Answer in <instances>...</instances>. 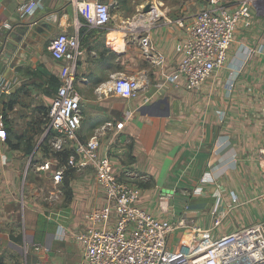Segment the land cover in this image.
<instances>
[{
  "label": "crops",
  "instance_id": "crops-1",
  "mask_svg": "<svg viewBox=\"0 0 264 264\" xmlns=\"http://www.w3.org/2000/svg\"><path fill=\"white\" fill-rule=\"evenodd\" d=\"M23 1L0 0V22L13 25L0 35V54L19 28L37 31L10 59L19 57L17 80L8 82L11 87H0L1 122L10 131L0 137V264H79L84 247L75 234L89 225L84 214L108 201L89 168H72L69 198L61 191L64 182L52 181L49 191L34 200V168L46 173L40 165L54 158H44L40 150L25 154L6 142L26 134H32L34 142L41 138L43 109L51 107L59 84L62 61L54 59L48 47L58 32L78 31L81 39L76 89L82 95V116L77 138L99 136L100 152L111 149L120 177L140 187L141 207L170 220L192 218L204 228L219 217L221 223L213 230L218 236L264 221V168L257 159L264 148V0L238 25L225 65L194 90L186 88L185 76L172 74L182 56L176 46L183 39L174 20L195 14L213 0H144L140 16L128 28L149 31L166 56L163 69L146 61L141 47L127 35L118 37L126 29L121 24L110 21L99 28L74 5L60 0H42L30 16L19 9ZM103 1L118 7L121 2ZM119 76L139 80L135 96L105 91ZM32 77L39 84H28ZM13 92L16 103L6 109ZM23 95L27 101L20 103ZM108 122L114 127L103 129ZM117 125L122 127L116 129ZM38 127L40 132H35ZM35 155L44 161L34 166ZM161 192L173 193L168 213L158 208ZM180 234L172 233L169 241L175 243ZM25 243L44 249H29L25 255ZM74 244L80 250L78 258L70 257Z\"/></svg>",
  "mask_w": 264,
  "mask_h": 264
},
{
  "label": "built area",
  "instance_id": "built-area-1",
  "mask_svg": "<svg viewBox=\"0 0 264 264\" xmlns=\"http://www.w3.org/2000/svg\"><path fill=\"white\" fill-rule=\"evenodd\" d=\"M60 1L74 5L88 23L99 28H105L112 20L111 4L103 0ZM41 4L42 0H24L19 9L31 16ZM253 5L254 0H241L232 7L213 3L189 17L174 20L183 30V39L176 46L182 56L172 74L185 76L188 90L198 89L225 65L235 31L249 16ZM77 23L79 26V21ZM12 28L10 21H1L0 35ZM140 30L138 44L146 61L163 69L165 54L156 47L148 30ZM48 47L54 59L62 61V65L48 122L38 142L48 137L47 142L53 151L69 149L71 154L66 164L59 165L54 158V161L47 159L40 166L49 170L55 184L62 183L70 167L77 170L89 168L108 199L104 205L93 207L84 214L89 225L75 234L84 247L79 264H264V221L215 237L213 230L221 223L219 217L213 219L210 227L204 228L193 224L192 218L182 216L170 220L155 216L139 205L140 187L120 177L115 170L111 149L100 152L99 136L94 135L86 141L77 138L82 116V95L76 89L82 53L79 32H58L50 39ZM228 85L230 90L233 79ZM139 86L137 78L119 76L109 81L105 91L131 98ZM1 121L0 115V137L5 138L6 129ZM109 126L114 127L108 122L102 128ZM121 127L117 125L116 129ZM262 136L264 138V126ZM257 159L264 168V148L259 149ZM29 163L30 159L27 167ZM123 173L131 176L126 169ZM261 196L264 197V193ZM172 198V192L159 194L157 205L162 213L170 211ZM176 231L181 232L180 238L172 244L169 236ZM29 249L41 251L44 248L25 243V255Z\"/></svg>",
  "mask_w": 264,
  "mask_h": 264
},
{
  "label": "rangeland",
  "instance_id": "rangeland-1",
  "mask_svg": "<svg viewBox=\"0 0 264 264\" xmlns=\"http://www.w3.org/2000/svg\"><path fill=\"white\" fill-rule=\"evenodd\" d=\"M237 2H239V0H226V1H221V0L214 1L213 0V3H222L227 6H231V7L235 5ZM260 3H261V0H254V5H260ZM143 8H144V0H121L119 7L117 6V4H114V3L110 7L112 19H113L111 20L112 21L111 24L112 25L121 24L122 26L121 28L123 29L126 27L125 31L117 33L118 37L127 35V37L132 39L133 44L136 46V48H139L138 34L142 32L141 30L139 31V28L129 29L128 25L131 24L133 21H136L138 16H140L139 14L142 12ZM119 9L121 10L119 11ZM119 12H121L120 15L118 14ZM123 20H126V21H123ZM116 22H119V23H116ZM120 42H122V40H120ZM28 76L29 74H26L25 77L27 78ZM27 81H28V84L30 85H36L37 83L39 84V82H35L34 77L30 78ZM26 85L27 84L22 83V86H24L22 89H26L25 88ZM24 97H25L24 95L21 97L20 103H25V101H27V98H24ZM32 120H34L33 115H32ZM45 144H44V147L46 148L48 147V149H50L49 143L47 141ZM43 161H44V158H40L39 155L34 156V166L36 163H42ZM46 171H47L46 173H42V172L39 173L36 171V168H34V200H36L38 193H40V195L41 194L43 195V193H46V191H49L48 189H50L53 185L52 180H51V173H49V170H46ZM67 171H72V168L70 167ZM66 177H67V173H65L62 182L64 181V178ZM61 191L65 194V197H66L64 186L61 187ZM219 234L220 233H217L216 231L214 232L215 237H218ZM177 242H178V239L177 241H175V243H172V242L171 243L176 244ZM79 254H80L79 247L76 246L75 244L72 245L70 248V257L78 258Z\"/></svg>",
  "mask_w": 264,
  "mask_h": 264
},
{
  "label": "trees",
  "instance_id": "trees-1",
  "mask_svg": "<svg viewBox=\"0 0 264 264\" xmlns=\"http://www.w3.org/2000/svg\"><path fill=\"white\" fill-rule=\"evenodd\" d=\"M11 98L8 99L7 103H6V109H10L12 108L13 104L16 103V98L15 96H17V93L13 92L11 94ZM49 112H50V108H46L43 109V119L41 121V124H44V126H46V123L48 122V118H49ZM45 128V127H44ZM43 129V128H42ZM44 130V129H43ZM43 130H41V133H43ZM7 135L10 132L9 130L6 131ZM35 132H40V128L38 127L36 129ZM33 136L32 134H26V135H18L17 136V140L16 141H11V140H7L6 142L8 143V145H10L12 148L14 149H19L25 152V154H32L34 151V154L36 151L40 150L42 152V155L44 158H48V157H53L58 161L59 165H63L66 164L68 162V157L71 154V151L68 149H65L63 151H53L51 148L48 149V147H44V144L46 143L48 137L43 138L40 142L36 141H32ZM46 146V144H45ZM67 177L64 178V188L66 189L68 186V178L69 176L72 175V171H67ZM66 193V197L69 198L70 192L68 189L65 190Z\"/></svg>",
  "mask_w": 264,
  "mask_h": 264
},
{
  "label": "water",
  "instance_id": "water-1",
  "mask_svg": "<svg viewBox=\"0 0 264 264\" xmlns=\"http://www.w3.org/2000/svg\"><path fill=\"white\" fill-rule=\"evenodd\" d=\"M34 33L37 34V31H29L28 26L19 28L18 33H15L8 38V42L2 53L0 54V87H11L12 83L9 85L8 82L17 80V70L16 67L19 63V57H15L10 61L12 55L18 50L19 44L25 39Z\"/></svg>",
  "mask_w": 264,
  "mask_h": 264
}]
</instances>
